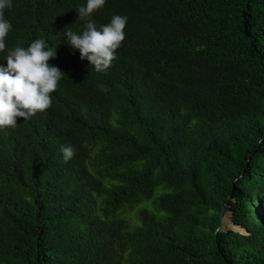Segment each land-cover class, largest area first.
<instances>
[{
    "label": "trees",
    "instance_id": "16d2710c",
    "mask_svg": "<svg viewBox=\"0 0 264 264\" xmlns=\"http://www.w3.org/2000/svg\"><path fill=\"white\" fill-rule=\"evenodd\" d=\"M86 2L4 11L7 49L44 39L65 76L0 131V264H264V0H106L97 25L127 17L106 72L65 35Z\"/></svg>",
    "mask_w": 264,
    "mask_h": 264
},
{
    "label": "clouds",
    "instance_id": "9594fccd",
    "mask_svg": "<svg viewBox=\"0 0 264 264\" xmlns=\"http://www.w3.org/2000/svg\"><path fill=\"white\" fill-rule=\"evenodd\" d=\"M106 0H87L80 6L78 19L84 21L81 32L67 28L65 35L73 49L80 53L97 72H106L118 58L117 50L126 39L127 17L114 15L107 24L97 25L93 13L99 11ZM12 0H0V53L6 66L0 64V131L15 128L17 119H30L52 106L51 94L58 90L65 74L48 61L56 56L44 39H35L28 47L17 45L7 49L6 38L12 24L5 18V9ZM65 162L71 160L76 150L71 145L61 146Z\"/></svg>",
    "mask_w": 264,
    "mask_h": 264
},
{
    "label": "water",
    "instance_id": "95a60500",
    "mask_svg": "<svg viewBox=\"0 0 264 264\" xmlns=\"http://www.w3.org/2000/svg\"><path fill=\"white\" fill-rule=\"evenodd\" d=\"M227 219H228V209H227V206L225 205L224 208H223V214H222V222L219 226V229L218 230H228V229H233V230H236V231H239L240 233L244 234V235H248L249 232L247 231L246 228L242 227V229H237L236 227L234 226H238L240 227V225L236 224L235 221H234V213L232 212V218H231V222L232 224L234 225H228L229 223L227 222Z\"/></svg>",
    "mask_w": 264,
    "mask_h": 264
},
{
    "label": "rangeland",
    "instance_id": "374dc122",
    "mask_svg": "<svg viewBox=\"0 0 264 264\" xmlns=\"http://www.w3.org/2000/svg\"><path fill=\"white\" fill-rule=\"evenodd\" d=\"M139 209H140V206L136 207L133 211H131V212L129 213L130 216H132V217L135 218L136 215H137V213H138V211H139ZM231 218H232V212L228 210V219H227V221L230 223V224H228V225H230V226H231Z\"/></svg>",
    "mask_w": 264,
    "mask_h": 264
}]
</instances>
